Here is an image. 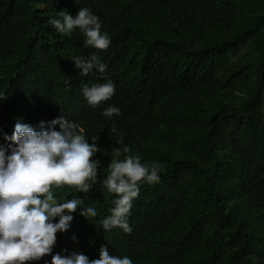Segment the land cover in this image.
<instances>
[{
    "label": "trees",
    "instance_id": "obj_1",
    "mask_svg": "<svg viewBox=\"0 0 264 264\" xmlns=\"http://www.w3.org/2000/svg\"><path fill=\"white\" fill-rule=\"evenodd\" d=\"M81 7L99 16L107 49L48 23ZM92 53L115 85L96 108L82 87L105 80L72 60ZM0 96L2 133L62 115L102 150L123 147L115 127L130 149L120 159L161 165L159 183L140 182L131 233L99 226L115 198L100 183L111 156L96 154L88 193L54 187L58 200L78 196L98 211L89 221L78 209L54 253L93 259L105 245L133 264H264V0H0ZM109 105L120 109L111 120L101 115Z\"/></svg>",
    "mask_w": 264,
    "mask_h": 264
},
{
    "label": "clouds",
    "instance_id": "obj_2",
    "mask_svg": "<svg viewBox=\"0 0 264 264\" xmlns=\"http://www.w3.org/2000/svg\"><path fill=\"white\" fill-rule=\"evenodd\" d=\"M48 23L62 35L78 30L86 48L104 50L111 43L109 35L102 31L99 16L88 7H81L75 17L60 10ZM72 60L81 75L95 70L105 80L82 87L89 106L96 108L113 97L115 85L103 75L107 65L95 53L88 57L74 56ZM101 115L111 120L120 115V109L109 105ZM110 131L115 134L114 143L123 145L113 147L111 152L99 147L97 135L88 142L83 129L62 115L50 121L41 120L36 126L17 120L11 135L0 132L5 142L0 144V264H33L49 255L51 259L44 264H133L128 256L110 255L105 245L100 246L98 258L93 259L82 252L53 251L57 233L69 230L78 209L79 215L89 221L98 216V211L85 205L78 196L58 200L52 189L68 185L77 193H88L98 180L101 167V160L96 158L98 152L111 156L108 174L100 183L115 194L110 215L99 220L104 231L120 228L131 233L128 218L133 201L139 196L140 182H160V163H142L139 155L120 159L130 149L115 127Z\"/></svg>",
    "mask_w": 264,
    "mask_h": 264
}]
</instances>
